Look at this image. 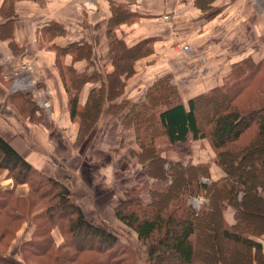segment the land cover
<instances>
[{
    "label": "trees",
    "instance_id": "1",
    "mask_svg": "<svg viewBox=\"0 0 264 264\" xmlns=\"http://www.w3.org/2000/svg\"><path fill=\"white\" fill-rule=\"evenodd\" d=\"M15 3L16 0H6L8 16L0 26V38H11V16L17 15L11 13ZM111 11L106 30L112 72L95 69L88 73L87 68L95 64L94 45L86 38L71 40L64 46L53 44L52 48L57 53L71 117L80 123L79 145L91 134L103 112L115 117L126 111L123 127L134 126L139 150H133L131 156L146 166L142 175L154 180L135 189L147 192L150 201L144 203L141 192L128 190L115 208V217L147 244L148 264H264V96L257 93L258 85L264 84V61L254 63L245 59L237 63L222 85L191 97L187 105L170 74H164L138 103L123 97L127 79L135 74L139 60L147 58L154 62L157 39L129 41L119 28L135 22L141 13L112 2ZM45 32V37L52 40L67 31L53 22ZM81 62L85 68L79 67ZM0 79L11 87V80L2 76ZM88 83L97 86L91 88L82 104ZM249 95H253L251 100L246 98ZM11 101L33 121L42 116L33 91L12 92ZM204 106L208 117L203 120ZM198 139L209 140L215 151L213 162L225 174L217 181H203L210 178L212 162L191 161L193 149L182 145ZM168 150L177 152L178 160H167L164 152ZM4 170L13 179V188H1V192L12 193L19 185L28 184L40 201L30 202L28 206L34 210L25 213L24 205H20L23 203H19L22 195L15 197L13 205L2 197L0 218H31L35 223L45 220L48 224L46 233L40 230L41 222L36 224L34 236L28 242L30 249L23 254L28 264H33L32 258L43 259L44 264L126 261L120 255L127 253V248L122 253L115 248L120 244L119 236L106 226L89 221L67 185L36 169L0 135V171ZM200 191L209 202L197 210L187 199ZM47 197L50 199L44 203ZM41 203L46 207L38 210ZM228 212L232 223L227 220ZM54 228L71 234L72 240L67 242L66 238L57 246L53 236L45 235ZM0 235L1 243L6 235ZM87 253L95 256L85 259Z\"/></svg>",
    "mask_w": 264,
    "mask_h": 264
},
{
    "label": "crops",
    "instance_id": "2",
    "mask_svg": "<svg viewBox=\"0 0 264 264\" xmlns=\"http://www.w3.org/2000/svg\"><path fill=\"white\" fill-rule=\"evenodd\" d=\"M205 1L208 0H16L11 12L17 14L11 16V38H0V58L11 55L32 62L38 82L34 98L38 102L49 97L52 106L50 114L40 107L42 116L33 121L11 101V87L0 79V135L36 169L48 170L67 185L89 221L96 222L89 218L91 209L95 217L101 218L100 221L106 218L104 221L114 223V210L123 199L112 185L116 170L111 149L125 150L123 156L135 161L137 159L129 155V150L138 151L139 146L134 126L123 127L126 111L115 117L103 112L85 142L78 144L80 123L71 117L68 93L57 66L53 44L64 46L71 40L86 38L94 45L95 64L87 68L88 73L95 69L112 72L114 66L107 58L106 20L112 16L111 2L122 3L141 13L135 22L119 28L128 40L157 39L152 54L154 62L144 58L136 63V72L127 79L123 97L139 103L160 76L170 74L187 105L191 97L222 85L237 63L245 59L254 63L264 61V9H260L255 0H211L205 9L202 6ZM5 3L6 0H0V26L8 16ZM168 12L173 18L169 22L163 18ZM53 22L63 25L67 32L49 40L44 34ZM5 30L6 27L3 32ZM15 49L19 52L16 53ZM79 67L86 66L81 62ZM93 86L97 84L86 85L82 104ZM112 125L116 127L117 145L110 144L105 138L102 142L95 139L101 128ZM182 145L193 149L189 158L195 163L212 162L210 181H217L225 175L223 169L213 162L215 151L209 140H189ZM164 157L169 161L178 160L179 155L168 150ZM76 158L99 168L100 186L95 187L85 178L82 166L71 161ZM143 201L148 203L150 196L145 194ZM105 209L110 210L114 219L104 215ZM226 217L233 222L230 212Z\"/></svg>",
    "mask_w": 264,
    "mask_h": 264
},
{
    "label": "rangeland",
    "instance_id": "3",
    "mask_svg": "<svg viewBox=\"0 0 264 264\" xmlns=\"http://www.w3.org/2000/svg\"><path fill=\"white\" fill-rule=\"evenodd\" d=\"M206 3H212V1L208 0V1H205L203 3L202 6L205 9L208 8ZM256 5L259 8L261 7V5H259L258 1H256ZM169 13L170 12L165 13L163 15V18L168 22L173 19L171 17V13L170 14ZM165 15H168L169 19H166ZM8 56H10V57L7 58V55H2V58H4V60H6V62L10 61L9 63H6L4 65V68H3L4 70H9L11 65H13L11 68L17 67V64H15L16 60H14L11 55H8ZM249 83H250V81H249ZM258 86H259V90L257 91V93H258L259 97L264 96V84H260ZM261 87H262V89L260 92ZM253 91L256 92V89L254 88ZM254 92H253V95L255 94ZM261 93H262V95H261ZM253 95H249L246 98L248 100H251L253 98ZM201 111H202L201 112V118L204 120L208 117L207 116L208 112H207L206 107L204 106ZM46 114H50V113L48 111H46ZM106 128L107 127L101 128L99 130L98 135L96 134V138H95V136H93L92 139H94V138L96 140L101 139V142H102V140L105 138V140H107L110 144L117 145V138L115 137V131H116L115 125H112L111 127L107 128V129ZM125 128H127V126L124 127V129ZM105 134H106V136H105ZM91 141H93V140H91ZM136 142H137V140H136ZM94 143L97 144V142H94ZM186 147H190V146H186ZM133 150L134 149L129 150V155H131V152ZM111 153L113 154L112 155L113 156V163L115 164V170H116L115 178L113 179L112 185L117 188V189H115L118 192L117 194L118 195L121 194V197L124 200L126 197L125 195H126L127 191L128 190L132 191L134 189V191L141 192V195H140L141 201H143L144 195L148 194V193L147 192L144 193L145 191H142V190L141 191L136 190L135 188H137V187L140 188V187L144 186L147 181L149 182V184L154 181L153 179L149 180V178L147 176L142 175L146 166L138 163L137 160L132 161L131 159H129V157L123 156V155H125L124 154L125 150H120V149H118V147H113L111 149ZM132 157H133V159H135L134 156H132ZM71 161L74 162L75 164H79V167L82 166V173L85 175V178H87V180L90 181L95 187L101 185L100 177L98 174L99 168H97V166H95L94 164L86 165L85 162L83 160L80 161L79 158H76L75 161H73V160H71ZM191 161H193V160L191 159ZM67 162H70V161H67ZM42 172H44L46 174H50L48 170H44ZM8 176L9 175H8L7 170L0 171V198L7 197V199L12 202L11 205H13V202L15 201V197L22 195V199L19 200V203H20V201L23 203L20 205L21 206L24 205L25 213L29 212L30 210H34V208L29 207L28 204L30 202H32L34 199H37V202H39L40 199L38 198V196L36 194H34L33 192H31L29 190L28 184L19 185L15 189V191H13L12 193L1 192V190H2L1 188H3V189L13 188L12 187L13 179H11ZM6 180H8L10 182L6 183ZM203 181L204 182H211L210 178H203ZM157 182H159V181H157ZM146 189H144V190H146ZM133 193L135 194V192H133ZM52 194L53 193H51V195ZM49 199H50V197H47V198L43 199V202L47 203L49 201ZM5 200H6V198H5ZM187 201L193 207H195L197 210L201 209L204 205H206L209 202V200L201 193V191L198 193V195H191L190 197H188ZM103 204L106 205L107 203L104 201ZM45 207H46V205L41 203L40 206L38 207V210L44 209ZM107 211H108V213H107ZM103 213L108 219L109 218L111 220L114 219V218H111L110 210L105 209V211ZM114 213H115V210H114ZM88 214H89L90 220L91 219L96 220V222H94V223H96L98 225L106 226L110 231L114 232L115 234H117L119 236L120 244L118 246H116L115 248L118 249L120 251V253L125 251L124 248L125 249L127 248V253L120 255V257H122L123 259L126 260L123 264H148V261H147L148 246L146 243L137 239V234L131 228H129L126 224H124L123 222H121L117 218H115L114 223L109 222V221L108 222L104 221V220H106V218H103L102 219L103 221H100L101 218L98 219L97 217H95V214L92 213L91 209L89 210ZM0 221L3 222V224H4V225H0V233L4 232L6 235L4 238V241H1V243H0V264H28L27 263L28 260L27 259H26L27 261L25 260L23 254H26L25 250L28 251L30 249L28 242L34 236V232L36 231V224L38 222H41L40 223V226H41L40 230L43 233H46V231L48 230V224L45 222V220H39L38 222L35 223V221H32L31 218H26L24 220L23 219L16 220L15 218L14 219L9 218L7 220L6 217H1ZM45 235L53 236V238H54L53 240L55 241V244L57 246L62 245L65 242L66 238H67V242L72 240L71 234H68L66 232L64 233L59 228H54L52 231L50 230ZM0 238H1V235H0ZM89 243H91V242H89ZM94 256H95V254H93V253H87L84 258L90 259V258H93ZM32 261H33L32 262L33 264H44L45 263V261L43 259H38V258H32ZM195 264H199V263L195 262Z\"/></svg>",
    "mask_w": 264,
    "mask_h": 264
},
{
    "label": "built area",
    "instance_id": "4",
    "mask_svg": "<svg viewBox=\"0 0 264 264\" xmlns=\"http://www.w3.org/2000/svg\"><path fill=\"white\" fill-rule=\"evenodd\" d=\"M258 1L259 5H261L260 9H264V0H255ZM166 19H169L168 15H165ZM10 57L7 55V58ZM14 60H16L17 67L11 68L13 65H11L9 70H4V65L6 63H9L10 61L4 60V58H0V68H2L3 71H0V76H2L6 80H11V90L12 92L17 91H35L37 86V70L35 68V65L26 59H15V57H12ZM48 94V93H47ZM40 107L46 112L48 111L50 113L52 102L49 99V97H45L38 101Z\"/></svg>",
    "mask_w": 264,
    "mask_h": 264
}]
</instances>
